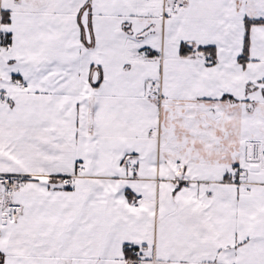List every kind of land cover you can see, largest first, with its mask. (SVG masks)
I'll use <instances>...</instances> for the list:
<instances>
[{"label": "snow or ice", "instance_id": "snow-or-ice-1", "mask_svg": "<svg viewBox=\"0 0 264 264\" xmlns=\"http://www.w3.org/2000/svg\"><path fill=\"white\" fill-rule=\"evenodd\" d=\"M0 264H264V0H0Z\"/></svg>", "mask_w": 264, "mask_h": 264}]
</instances>
